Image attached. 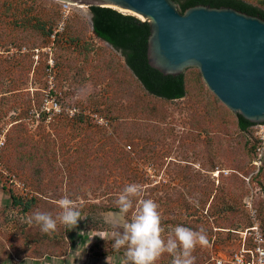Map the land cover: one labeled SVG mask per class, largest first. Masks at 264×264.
Segmentation results:
<instances>
[{"label": "rangeland", "instance_id": "obj_1", "mask_svg": "<svg viewBox=\"0 0 264 264\" xmlns=\"http://www.w3.org/2000/svg\"><path fill=\"white\" fill-rule=\"evenodd\" d=\"M91 16L64 0H0V264H106L108 255L119 264L124 249L115 253L99 234L122 231L119 211L108 208L132 183L159 205L165 239L176 226L203 229L195 264H215L247 226L264 229L256 137L239 130L197 68L183 73L184 97L149 94L122 52L93 33ZM63 197L85 215L76 227L57 222L49 235L28 223L36 212L55 218ZM172 259L165 253L156 264Z\"/></svg>", "mask_w": 264, "mask_h": 264}, {"label": "water", "instance_id": "obj_2", "mask_svg": "<svg viewBox=\"0 0 264 264\" xmlns=\"http://www.w3.org/2000/svg\"><path fill=\"white\" fill-rule=\"evenodd\" d=\"M120 9L148 24L147 63L164 75L197 68L234 114L264 123V18L231 6L175 0H64ZM125 59V58H124Z\"/></svg>", "mask_w": 264, "mask_h": 264}, {"label": "clouds", "instance_id": "obj_3", "mask_svg": "<svg viewBox=\"0 0 264 264\" xmlns=\"http://www.w3.org/2000/svg\"><path fill=\"white\" fill-rule=\"evenodd\" d=\"M142 194V186L135 183L126 185L116 201L122 231L99 234L102 239L113 240L112 249L115 253L124 249L119 264H156L165 253L172 256L171 264H195L193 251L197 246L207 244L204 230L176 226L165 239L159 205L152 199H142ZM134 201H138V206L134 205ZM56 203L61 211L55 218L47 212H36L28 218V223L39 225L43 233L51 235L57 231V222L70 230L77 226L78 220L85 218L68 197ZM105 262L117 264V256L108 255Z\"/></svg>", "mask_w": 264, "mask_h": 264}, {"label": "trees", "instance_id": "obj_4", "mask_svg": "<svg viewBox=\"0 0 264 264\" xmlns=\"http://www.w3.org/2000/svg\"><path fill=\"white\" fill-rule=\"evenodd\" d=\"M175 1L178 3V9L181 12L185 8L195 4H209L217 7L223 5L231 6L243 12L264 18V8L247 0ZM89 9L92 14L91 22L93 33L101 40L107 41L122 52L126 65L149 94L165 100H174L185 96L187 89L186 76L184 74L175 76L164 75L147 63L146 44L149 33L147 23L142 22L134 15L122 13L111 7L90 6ZM38 29L43 31L44 24H41ZM48 33L49 32H46V34ZM236 117L239 130L243 131L248 139L251 138L253 130L250 127H253L254 124L240 115H236ZM250 141H253L251 143V148L256 154L260 141L258 138H252ZM12 199L14 204H22L24 209H27L31 204V200L21 202V200L15 196H12ZM108 209L119 211L118 207H110Z\"/></svg>", "mask_w": 264, "mask_h": 264}, {"label": "built area", "instance_id": "obj_5", "mask_svg": "<svg viewBox=\"0 0 264 264\" xmlns=\"http://www.w3.org/2000/svg\"><path fill=\"white\" fill-rule=\"evenodd\" d=\"M61 12V20L51 32V38L53 39L56 33L64 27L65 18L68 14L66 8L62 9ZM47 102L50 103L51 108H48L49 110L58 109L57 103L53 100ZM253 127L255 128L254 136L260 141L253 162L260 165L264 157V123H256ZM240 237V244L237 248L225 255L212 258L215 264H264V229L258 223H254L241 231Z\"/></svg>", "mask_w": 264, "mask_h": 264}]
</instances>
